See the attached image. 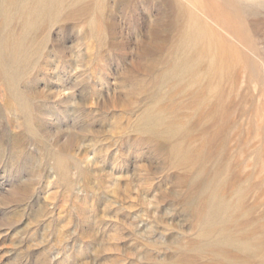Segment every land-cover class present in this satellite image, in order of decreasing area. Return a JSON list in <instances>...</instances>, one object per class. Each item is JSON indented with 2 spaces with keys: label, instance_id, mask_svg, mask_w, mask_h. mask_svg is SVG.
<instances>
[{
  "label": "rangeland",
  "instance_id": "rangeland-1",
  "mask_svg": "<svg viewBox=\"0 0 264 264\" xmlns=\"http://www.w3.org/2000/svg\"><path fill=\"white\" fill-rule=\"evenodd\" d=\"M0 264H264V0H0Z\"/></svg>",
  "mask_w": 264,
  "mask_h": 264
}]
</instances>
